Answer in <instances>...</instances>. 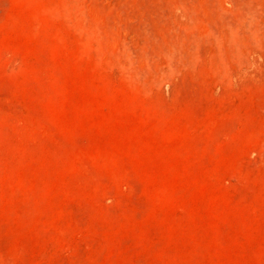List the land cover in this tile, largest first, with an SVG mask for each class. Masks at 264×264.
Instances as JSON below:
<instances>
[{"label": "rangeland", "instance_id": "obj_1", "mask_svg": "<svg viewBox=\"0 0 264 264\" xmlns=\"http://www.w3.org/2000/svg\"><path fill=\"white\" fill-rule=\"evenodd\" d=\"M0 264H264V0H0Z\"/></svg>", "mask_w": 264, "mask_h": 264}]
</instances>
